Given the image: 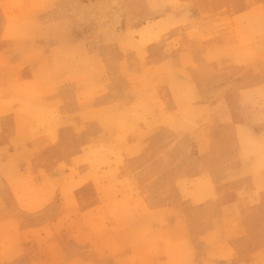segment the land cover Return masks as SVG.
I'll return each mask as SVG.
<instances>
[{
  "label": "crops",
  "instance_id": "obj_1",
  "mask_svg": "<svg viewBox=\"0 0 264 264\" xmlns=\"http://www.w3.org/2000/svg\"><path fill=\"white\" fill-rule=\"evenodd\" d=\"M106 1L0 0V264H264V0Z\"/></svg>",
  "mask_w": 264,
  "mask_h": 264
},
{
  "label": "rangeland",
  "instance_id": "obj_2",
  "mask_svg": "<svg viewBox=\"0 0 264 264\" xmlns=\"http://www.w3.org/2000/svg\"><path fill=\"white\" fill-rule=\"evenodd\" d=\"M145 4L148 8L151 10L157 11L162 9L164 6L171 7L172 9H176L179 4L175 0H149L148 2H144L143 0H107L105 2V8H115L120 11L124 10H138V12H142L145 9ZM249 5V8L252 7L254 8L253 1L250 0L247 2ZM169 18H167L165 21H157V22H150V26L147 29H142L138 30L136 32L130 31V32H119V40L122 42L121 47L123 50H133L135 52V58L138 60L139 65L137 67L138 72L141 71L142 67L145 65V51L144 49L146 48V45L152 42L159 41L163 38V36L168 32L169 29L171 28H177L178 27V22L177 18H172L174 21H168ZM245 21H247V24H249L251 27H254V30H259L262 31L264 30L263 28H260L261 26H264V20L262 17L259 16L257 12H252L250 15H248L245 18ZM154 28L153 31L151 29ZM255 34L250 32V37L254 38ZM108 35V34H107ZM250 39V41L252 40ZM243 38L241 37L239 40V43L242 45L243 44ZM119 41V42H120ZM248 43V42H247ZM173 46V45H172ZM252 51L256 52L257 47L251 46ZM249 50V51H251ZM250 55L252 53H249ZM135 65V64H134ZM122 66H128L126 58L123 59ZM136 99L138 100L140 97V93L136 92ZM175 103L176 104H186L187 106L193 103L192 98H185V101H180L178 96H175ZM95 153L89 154V156H96V150H92ZM89 164H91V170L92 172H96L98 169L99 163L95 161H87Z\"/></svg>",
  "mask_w": 264,
  "mask_h": 264
}]
</instances>
